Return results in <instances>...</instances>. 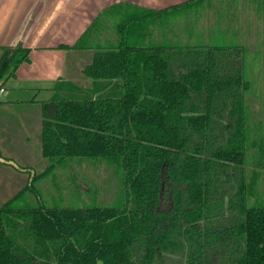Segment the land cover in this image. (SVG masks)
<instances>
[{
  "label": "trees",
  "instance_id": "1",
  "mask_svg": "<svg viewBox=\"0 0 264 264\" xmlns=\"http://www.w3.org/2000/svg\"><path fill=\"white\" fill-rule=\"evenodd\" d=\"M201 1L159 11L116 4L60 46L93 51L82 71L93 87L62 80L42 103L44 172L0 156L30 173L0 207V264H264V93L251 71L262 52L149 32ZM0 49L1 80L29 50ZM68 160L112 167L116 199L43 203L36 184Z\"/></svg>",
  "mask_w": 264,
  "mask_h": 264
},
{
  "label": "crops",
  "instance_id": "2",
  "mask_svg": "<svg viewBox=\"0 0 264 264\" xmlns=\"http://www.w3.org/2000/svg\"><path fill=\"white\" fill-rule=\"evenodd\" d=\"M191 1L0 0V48L20 44L29 50V60L21 63L12 76L0 80V88L4 89L0 95L1 158L35 170L23 162L22 156L29 152V144L34 140L38 153L42 155V103L54 96L56 85L62 80L71 81L84 89L93 87V81L82 74L93 60V51L70 50L60 46L72 47L102 11L116 4L159 11ZM196 8L194 5L186 6L169 13L174 14L175 19H168L157 33L156 26L152 25L150 35L154 34L157 40L182 39L184 42L180 41V44L192 45L202 40L209 43L210 39H219L222 40L219 45H244L249 50L246 43L228 40L242 37L252 40L254 48L251 49H264V0H203ZM175 20H182L183 26L172 24ZM3 55L0 49V62ZM21 134L24 140L20 149L18 136ZM0 173L9 176L0 185V191H11L12 182L26 183V187L30 181V173L21 172L1 160ZM28 194L25 197L28 198Z\"/></svg>",
  "mask_w": 264,
  "mask_h": 264
},
{
  "label": "rangeland",
  "instance_id": "3",
  "mask_svg": "<svg viewBox=\"0 0 264 264\" xmlns=\"http://www.w3.org/2000/svg\"><path fill=\"white\" fill-rule=\"evenodd\" d=\"M178 20L173 21L172 24L177 23L176 25H179L180 27L183 26L184 22L182 23V20ZM254 26L258 27L260 25L254 24ZM104 34H108V30L105 31ZM228 40L231 42L236 41L241 44L246 43L249 49V56L250 52L251 55L255 53H263L261 56H258L259 59L251 61V71L253 70L252 75L255 77V81H257V90L259 87L260 91L264 93V68L262 67L264 66V49H258V51L251 49L254 48V45L251 44V39L246 40V38L238 37L237 39ZM180 41L184 42L182 39L177 40V42L181 43ZM216 41L222 43V40L219 39H210L209 43H216ZM6 110L7 109H2V111ZM22 140H24L23 134L18 136L20 149L22 146ZM29 145V147H31L30 150H28L29 152L26 151L25 155L22 156L23 162L31 167H34L36 171L33 168L31 169L40 174L49 167L52 161L43 158V156L38 153L39 149L35 146L36 140L33 142L31 141ZM113 171L112 167L102 161L95 164L89 163L86 160L63 161L56 163L54 169L43 175L36 184V187L41 192L40 196L42 197L43 203L47 206L56 204L63 207L74 208L78 206L91 205L93 204V197H96L95 203L99 205H110L116 199L119 189L118 179L114 177ZM7 178L9 179L7 174L0 173V185L6 182L8 180ZM25 184L26 183L15 181L14 183L12 182L13 188L11 191H0V207L13 197L19 189L23 188ZM24 201H28L27 203H35V196L29 193L28 198L25 197ZM24 201L21 200L16 205H25Z\"/></svg>",
  "mask_w": 264,
  "mask_h": 264
},
{
  "label": "built area",
  "instance_id": "4",
  "mask_svg": "<svg viewBox=\"0 0 264 264\" xmlns=\"http://www.w3.org/2000/svg\"><path fill=\"white\" fill-rule=\"evenodd\" d=\"M4 93V89L0 88V95H2Z\"/></svg>",
  "mask_w": 264,
  "mask_h": 264
}]
</instances>
